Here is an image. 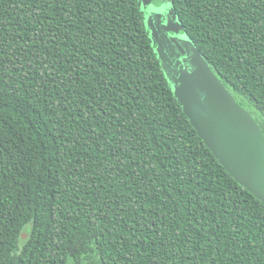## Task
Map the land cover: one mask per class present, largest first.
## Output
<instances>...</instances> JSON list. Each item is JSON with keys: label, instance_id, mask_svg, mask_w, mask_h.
<instances>
[{"label": "trees", "instance_id": "obj_1", "mask_svg": "<svg viewBox=\"0 0 264 264\" xmlns=\"http://www.w3.org/2000/svg\"><path fill=\"white\" fill-rule=\"evenodd\" d=\"M172 3L264 133V0ZM0 264H264V204L191 125L138 0H0Z\"/></svg>", "mask_w": 264, "mask_h": 264}, {"label": "water", "instance_id": "obj_2", "mask_svg": "<svg viewBox=\"0 0 264 264\" xmlns=\"http://www.w3.org/2000/svg\"><path fill=\"white\" fill-rule=\"evenodd\" d=\"M138 7L170 88L173 93H185L184 113L195 115L201 121L199 125L208 128L225 149L229 147V152L236 150L240 158H262L264 134L260 125L210 69L172 0H138ZM30 235L31 225L26 224L20 230L18 244H24Z\"/></svg>", "mask_w": 264, "mask_h": 264}, {"label": "rangeland", "instance_id": "obj_3", "mask_svg": "<svg viewBox=\"0 0 264 264\" xmlns=\"http://www.w3.org/2000/svg\"><path fill=\"white\" fill-rule=\"evenodd\" d=\"M171 90L173 92V89ZM173 94L181 107L186 105V96L182 90L175 91ZM185 114L215 159L240 186L248 190L264 204V156L255 160L249 156L240 158L236 150L234 152L231 151L232 153L229 152V147L225 149L208 128L202 127V124L200 126V120L198 121L195 115ZM252 114L255 119H262V114L258 111H252ZM203 131L206 132V135Z\"/></svg>", "mask_w": 264, "mask_h": 264}]
</instances>
